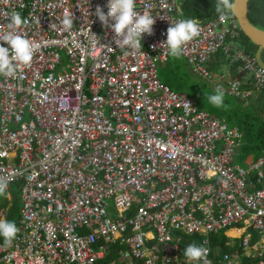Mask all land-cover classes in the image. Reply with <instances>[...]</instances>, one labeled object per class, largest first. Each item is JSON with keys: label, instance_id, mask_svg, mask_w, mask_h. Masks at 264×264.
Returning a JSON list of instances; mask_svg holds the SVG:
<instances>
[{"label": "built area", "instance_id": "built-area-1", "mask_svg": "<svg viewBox=\"0 0 264 264\" xmlns=\"http://www.w3.org/2000/svg\"><path fill=\"white\" fill-rule=\"evenodd\" d=\"M178 1L136 0L155 23L132 50L95 14H107L108 0H0V30L17 11L30 21L20 32L41 43L30 67L0 75V177L7 191L22 184L20 231L0 245V264H96L117 243L126 248L108 264H203L184 256L181 233L203 237L211 264H264V156L239 165L243 133L160 78ZM200 27L182 57L213 79L211 56L231 54L242 30L232 16ZM232 57L218 78L249 104L264 94V68L242 51ZM234 62L252 88L234 77ZM220 233L228 251L216 259Z\"/></svg>", "mask_w": 264, "mask_h": 264}, {"label": "clouds", "instance_id": "clouds-1", "mask_svg": "<svg viewBox=\"0 0 264 264\" xmlns=\"http://www.w3.org/2000/svg\"><path fill=\"white\" fill-rule=\"evenodd\" d=\"M233 7V0H216L215 11L222 21H226ZM107 8L108 11L105 14L102 8L97 6L95 14L104 26L110 27L114 32L116 46L121 49L139 50L142 36L145 33L148 35L153 33L155 18L149 11L138 12L136 0H108ZM8 17L7 30H0V42L10 46L0 45V75L12 77L19 70L31 66L34 56L41 48V43L20 32L21 27H26L30 23L28 19L22 18L17 11H12ZM110 20L114 23L109 24ZM36 23H40L39 19ZM60 23L65 31H71L73 16L66 13ZM200 34L201 27L198 20L180 18L171 22V26L167 29V39L160 44V47L166 49L171 57L179 58L183 55L185 47ZM95 37L96 35L92 33L91 42L98 45L99 40ZM99 46L108 47L107 45ZM214 91L215 94L208 97L209 103L218 108L226 107L223 87L218 85ZM8 184V178L0 177V197H10L7 191ZM19 231L14 221L0 218V237H3V247H11ZM208 255L207 247L195 243L187 245L184 250V256L188 260L202 261L203 264H211Z\"/></svg>", "mask_w": 264, "mask_h": 264}, {"label": "trees", "instance_id": "trees-1", "mask_svg": "<svg viewBox=\"0 0 264 264\" xmlns=\"http://www.w3.org/2000/svg\"><path fill=\"white\" fill-rule=\"evenodd\" d=\"M234 3V0H233ZM216 0H179L178 2V13L182 18H194L198 20L201 24H206L214 20L218 15L215 11ZM250 14L249 19L252 25L257 29L264 31V0H250ZM230 16L234 17L231 12ZM238 43L239 50L244 54L249 56H256L259 46L254 44L243 32H241L239 38L235 41ZM231 54H225L224 52H218L211 56L210 64L213 66V70L222 72L223 67H228L230 62L233 60ZM180 58H183L182 56ZM262 59L264 60V50H262ZM241 66V62H234L231 66L233 72ZM179 67L178 58H173L170 56L168 63L163 67L169 70L170 77L166 74H160L161 80L171 86L172 89H179L176 82L170 83L172 74ZM215 88L209 89V93L201 92L199 97H194L196 105L208 111L209 113L225 119L231 127L238 128L243 133L242 143L237 150L236 162L244 167H247V159L252 156L254 160L259 157L264 156V94L261 93L248 105L238 98L229 96L225 93L224 104L226 107H215L208 101L210 95L215 94ZM176 91V90H175ZM179 92V91H178ZM255 98V97H254ZM22 184H15L9 189L12 200L9 201L8 198L3 197L0 201V210H7V220L14 221L16 226L20 220V212L22 208L21 196ZM183 248L188 244L195 243L197 245L203 244V237L200 235L187 236L183 233ZM227 238L222 233L217 235L215 242L212 244V249L216 259H218L221 254L228 251L225 246ZM3 237H0V245H3ZM125 246L119 243L111 245L110 254L104 260H99L96 264H108L114 260L119 259V252L125 249ZM132 264H141L136 260H133Z\"/></svg>", "mask_w": 264, "mask_h": 264}, {"label": "rangeland", "instance_id": "rangeland-1", "mask_svg": "<svg viewBox=\"0 0 264 264\" xmlns=\"http://www.w3.org/2000/svg\"><path fill=\"white\" fill-rule=\"evenodd\" d=\"M238 47V43L236 44ZM239 48V47H238ZM179 61V67L176 68V71L172 74L170 83L176 82V84L179 86V89H174L179 92H184L192 97H199L200 93L207 92L209 93V89L216 88L213 86V83L205 78H202L196 71L193 70L192 67L188 64V62L184 58H178ZM213 65L208 64V70L215 74L213 70ZM222 70H226V67H223ZM160 74H166L168 77H170V72L166 68H160ZM253 158V157H252ZM19 198L21 200V196L19 194ZM3 199V197H0V201ZM21 204V203H20ZM110 211L113 210V202L110 201ZM112 213V212H111ZM235 236V235H233Z\"/></svg>", "mask_w": 264, "mask_h": 264}, {"label": "water", "instance_id": "water-1", "mask_svg": "<svg viewBox=\"0 0 264 264\" xmlns=\"http://www.w3.org/2000/svg\"><path fill=\"white\" fill-rule=\"evenodd\" d=\"M250 0H234L232 13L237 19L242 32L257 46L259 50L256 54L258 65L264 68V60L262 59V50H264V31L257 29L249 19Z\"/></svg>", "mask_w": 264, "mask_h": 264}, {"label": "crops", "instance_id": "crops-1", "mask_svg": "<svg viewBox=\"0 0 264 264\" xmlns=\"http://www.w3.org/2000/svg\"><path fill=\"white\" fill-rule=\"evenodd\" d=\"M27 1H29V0H27ZM179 2V1H178ZM236 41V40H235ZM235 41H233V52L234 53H236L237 51H241V50H239V48L236 46V42ZM210 62V61H209ZM209 62H208V64H209ZM207 64V65H208ZM190 67H192V66H190ZM161 68H163V67H161ZM193 68V67H192ZM241 68V66L239 67V69ZM207 69H208V67H207ZM226 69H227V67H226ZM194 70V69H193ZM195 71V70H194ZM225 71L226 70H224V71H222V72H219V71H215L214 70V72H215V74H213L212 72V74L214 75V78L213 79H209V78H205V77H203V76H201L197 71V73L202 77V78H205V79H208V80H210L212 83H213V86L214 87H217L218 85H220V86H222L223 87V89H224V86H225V84L222 82V80L220 79V78H218V76H220V75H223V74H225ZM210 72V71H209ZM232 73H233V75H234V77L235 78H237V79H240V80H242L243 82H244V84H245V86L246 87H251L252 88V86H253V82H252V78H253V76L252 75H249V74H246V73H244V72H242V71H240V70H236V72H233V70H232ZM161 78V77H160ZM163 82V81H162ZM168 85V84H167ZM171 87V86H170ZM174 90V89H173ZM175 91V90H174ZM176 92H178V91H176ZM178 93H182V94H186V95H188L189 97H191L192 99H193V101L195 102V99H194V97H192L191 95H189V94H187V93H184V92H178ZM255 97V98H254ZM253 98H251L250 99V101L252 102L253 100H256V97H258V94H256L255 96H254ZM250 102V103H251ZM244 105H248V104H244ZM201 109V108H200ZM201 110H204V109H201ZM204 111H206V110H204ZM206 112H208V111H206ZM209 113V112H208ZM211 114V113H210ZM211 115H213V114H211ZM215 116V115H214ZM217 117V116H216ZM219 118V117H218ZM221 119H223V118H221ZM252 161V156H250L248 159H247V161H246V163H247V165L250 163ZM231 232H234V231H231ZM231 232H229L228 233V235L230 236V233ZM220 234H222V233H220ZM220 234H216V235H214L213 236V243L215 242L214 240H215V238H216V236L217 235H220Z\"/></svg>", "mask_w": 264, "mask_h": 264}, {"label": "bare ground", "instance_id": "bare-ground-1", "mask_svg": "<svg viewBox=\"0 0 264 264\" xmlns=\"http://www.w3.org/2000/svg\"><path fill=\"white\" fill-rule=\"evenodd\" d=\"M233 235L237 236V235H239V232H237V231L231 232L230 236H233Z\"/></svg>", "mask_w": 264, "mask_h": 264}]
</instances>
